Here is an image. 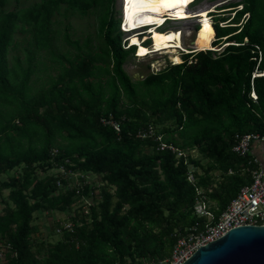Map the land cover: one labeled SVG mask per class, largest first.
Segmentation results:
<instances>
[{
  "label": "trees",
  "instance_id": "16d2710c",
  "mask_svg": "<svg viewBox=\"0 0 264 264\" xmlns=\"http://www.w3.org/2000/svg\"><path fill=\"white\" fill-rule=\"evenodd\" d=\"M239 4L244 10L236 21L250 13L242 27L217 23L215 30L211 19L218 41L230 36L228 42L239 45H229L217 57L211 50L200 51L192 63L188 54L183 64L133 79L123 64L136 46L124 47L115 0H36L29 5L0 0V174L21 167L20 174L0 180L5 264H145L169 259L178 239L193 227L203 230L218 222L251 182L242 165L249 158L232 149L235 134H264V77L253 80L258 102L250 98L256 46L264 68V0L223 8ZM62 7L66 17L89 15L95 8L100 42L94 43L91 34L83 42L73 39L70 23L55 19ZM67 45L75 52L59 47ZM110 115L121 121L120 132L102 123ZM166 122L175 126L157 128L163 140L183 151L197 147L208 159L205 165L189 154L178 157L171 148L158 149L155 138L138 136L151 124ZM54 148L59 149L55 158ZM60 163L102 175L98 197L87 175L76 183L52 173ZM191 165L203 170L194 174L206 188L212 220L195 213ZM39 168L50 172L39 177ZM4 189H9L7 198ZM91 196L89 212L81 205L70 217L72 229L59 222L57 242H38L35 212L71 211Z\"/></svg>",
  "mask_w": 264,
  "mask_h": 264
},
{
  "label": "rangeland",
  "instance_id": "374dc122",
  "mask_svg": "<svg viewBox=\"0 0 264 264\" xmlns=\"http://www.w3.org/2000/svg\"><path fill=\"white\" fill-rule=\"evenodd\" d=\"M36 0H23V3H25L26 5H29L30 3L34 2ZM241 0H197V2L194 5H189L188 2L185 3V1L183 0V8L185 10H187L189 13H196L198 10H202V9H212L208 12H206V14L204 16L201 17H195V18H188L185 20H180V21H169L168 23L165 21L162 23H165L164 26H162V28L160 27V31L166 32L170 29L173 28H181L183 31V43L185 46H187L190 49L193 50H206V49H212L213 48V40L216 37V32L214 31V28L212 26L211 23V16L209 15L211 12H217L216 8L228 5V4H235V3H239ZM123 0H115V10H116V17L118 19H120L122 21L123 18ZM218 6V7H217ZM14 8V3H12L9 6V9H13ZM62 11L60 13H58L55 17L56 20H63V22L70 23V34L71 37L73 39H79L81 42H83L86 38V36L90 35L94 39V43H99L100 42V34L98 33V29H99V19H98V13L95 11V8L92 9L91 13L89 15H84V16H80L79 14H70L69 17H66L64 15L65 12V7H62L61 9ZM167 16L170 14L169 12L165 11L164 15ZM216 14V16H222V17H228L230 14L229 12H223V13H214ZM170 16V15H169ZM215 18V17H214ZM124 20V19H123ZM242 20V18H241ZM240 20V21H241ZM125 22V21H124ZM124 22H120L121 23V30L123 31L122 34V40H123V44L125 48H130V44H131V37L134 36V33H130L126 31V26ZM144 26H148V25H144ZM142 26V27H144ZM141 27V28H142ZM134 31V30H133ZM143 31V30H142ZM142 31H138L142 32ZM212 37H209V36ZM18 36H22L20 33L18 34ZM139 37V36H138ZM148 38V37H146ZM141 39V38H140ZM215 41V40H214ZM217 46H219L220 51L213 53L214 57L220 56V54L222 53V47L224 44V40L222 39V41H216ZM150 41H148L146 43V45H150ZM193 45V47H192ZM204 45H208L209 47H202ZM60 49H71V51L75 52V49L73 47H71L70 45H67L65 47L63 46H59ZM189 49V50H190ZM188 50V51H189ZM138 55V54H137ZM195 60V59H194ZM172 59H171V55L169 54H154L151 56H147L144 59L136 56L135 51L131 52L128 54L127 59L125 61V63L123 64L124 69L126 70V72L133 78V79H144L149 73H154L155 72V67H163L162 65H164L165 67L172 65ZM56 73V72H55ZM44 109L42 108L41 111H43ZM164 126H172V128L175 126V124L173 123H164V124H159V126H157V128H163ZM256 141L253 142L252 148H251V152L253 151L254 148V144ZM55 149V153L58 152V148H54ZM147 151H151L152 147L147 146L146 147ZM184 152L186 153V155H191L193 158H195V160H199L201 162V164L205 165L208 161L207 158H205L201 152L198 150L197 147H188L184 149ZM193 170H197L199 173H202L203 170L200 167H196L194 165L190 166ZM20 168L21 167H17L11 171H9L8 173H3L0 174V180H8L10 175H18L20 174ZM78 171V170H76ZM75 171V172H76ZM50 172V171H49ZM47 171V173H49ZM57 169L54 168L52 170V173H56ZM47 173H45L41 168L38 169V175L39 177H44L47 175ZM79 175H82V171L76 172ZM219 172H216V174H218ZM76 174V175H77ZM85 175H87V179L90 182H93L94 184H96L97 186V197L99 195L100 192V186L103 185L102 182V175L94 173V172H85L83 173ZM75 178V176H73ZM76 183H79L78 181H76V179L74 180ZM9 193V189H4L3 190V195L5 196V198H7ZM90 199H93V197H88ZM83 205L84 206V211L88 212V208L86 207V203L83 201L77 202L75 204H73V208L71 211H59V210H55L51 213L48 212H44V211H37L34 213V221L33 224L37 225L39 227V230L37 233H35V237L37 238L38 242L40 241H50V242H57L60 238H61V232H59V226L57 225L59 222H63L68 224L70 221V217L73 216L75 214V211L79 209V207ZM4 203L2 200V196L0 195V213H2V210L4 208ZM73 214V215H72ZM0 255L2 256L1 258V264H5V258H4V250L1 251Z\"/></svg>",
  "mask_w": 264,
  "mask_h": 264
},
{
  "label": "built area",
  "instance_id": "2783aa9c",
  "mask_svg": "<svg viewBox=\"0 0 264 264\" xmlns=\"http://www.w3.org/2000/svg\"><path fill=\"white\" fill-rule=\"evenodd\" d=\"M242 7L243 5L239 6V8ZM211 18L213 19V24H215L216 20L213 16H211ZM249 18L250 13H245L242 17L241 23H245ZM229 23V20L221 21L220 25L226 27ZM256 50L258 51V55H256L254 59L258 60V65L252 73V89L250 92V98L253 102H258L259 99L253 80L256 77H264V68L261 69L259 67L262 61L263 53L259 46H256ZM191 62L192 60L189 61V63ZM172 63L175 64L176 62L172 60ZM162 66L163 67L161 68L155 67L154 73H158L165 68L164 65ZM101 121L105 125L112 126L116 131H121V121L113 118L112 115L109 117L104 116ZM138 136L141 138H155L159 141L158 149L163 150L171 148L177 153L178 157H187L186 153L182 149L167 144L166 141L163 140L162 134L158 133L157 127L153 124H151L147 130H140L138 132ZM254 141H264V134L258 132L235 134V142L232 149L239 156L247 159L249 158L247 164L245 165V170L250 175L251 182L241 187L236 197L233 198L226 210L222 213L218 222L214 225L206 224V227L203 230H198L197 227H193L190 229V232L178 239L173 248L172 256L169 259L146 260L145 264H182L187 258L194 254L198 248L221 238L233 228L244 225H264V169L261 167L258 159L249 157L251 145ZM58 154L59 151L55 153V149H53V157L55 158ZM66 162H69V160H66ZM55 168L58 173L63 174L65 177L70 176L71 178H74L73 176H75L74 180L76 179L79 183L80 177H84L83 173L82 175H79L76 173L79 171L68 169L63 163H60V165H57ZM233 173L234 170L230 169L229 174ZM188 179L195 185L196 188L195 213L199 217L206 216L209 220H212L214 215L210 210V201L208 194L206 193V188L197 184V177L195 176L192 168L190 169ZM61 184L62 181L59 180L58 185L60 186ZM83 200L86 203V207L89 212L90 205L93 204V199L84 197ZM63 225L65 228L69 229H72L73 227L72 222H69L68 224L63 223ZM58 230L61 232L62 229L59 227Z\"/></svg>",
  "mask_w": 264,
  "mask_h": 264
},
{
  "label": "bare ground",
  "instance_id": "6f19581e",
  "mask_svg": "<svg viewBox=\"0 0 264 264\" xmlns=\"http://www.w3.org/2000/svg\"><path fill=\"white\" fill-rule=\"evenodd\" d=\"M189 1V0H188ZM183 0H123V19L127 32L134 33L131 43L137 44V56L144 59L154 54H169L174 62H180L182 57L180 51L189 50L183 43V31L181 28H173L166 32L160 31V27L168 21L164 12H169L168 18L171 21H180L188 18L201 17L209 8L198 10L196 13H189L183 8ZM165 23H162L164 22ZM146 26L152 35L151 45H145L138 37L137 31L143 30ZM144 26V27H142ZM142 27V28H141ZM134 30V31H133ZM147 32V33H148ZM209 37H212L211 35ZM193 47V45H192ZM202 47H209L204 45Z\"/></svg>",
  "mask_w": 264,
  "mask_h": 264
},
{
  "label": "water",
  "instance_id": "95a60500",
  "mask_svg": "<svg viewBox=\"0 0 264 264\" xmlns=\"http://www.w3.org/2000/svg\"><path fill=\"white\" fill-rule=\"evenodd\" d=\"M182 264H264V225L233 228L198 248Z\"/></svg>",
  "mask_w": 264,
  "mask_h": 264
},
{
  "label": "clouds",
  "instance_id": "9594fccd",
  "mask_svg": "<svg viewBox=\"0 0 264 264\" xmlns=\"http://www.w3.org/2000/svg\"><path fill=\"white\" fill-rule=\"evenodd\" d=\"M236 4V3H235ZM240 5H243V4H239V5H237V6H235V7H231V8H223L224 6H222V7H219V8H216L217 10V12H211L210 13V16H213V17H215L214 19L216 20V23L214 24V28H215V30H216V24L217 23H219V26H221L220 25V22L221 21H228L229 20V25L228 26H226V27H230V26H240V27H242L243 26V24L241 23V18L243 17V15L245 14H243L241 17H240V19H239V21H236V17H237V12H241V11H243L244 10V5H243V7L242 8H239V6ZM218 7V6H217ZM223 12H229V16H228V19L227 20H218V16H216V14H214V13H217V14H219V13H223ZM234 14V15H233ZM233 15V16H232ZM226 17V16H225ZM166 18H167V23L169 22V21H171V19H169L168 18V16H166ZM125 20H123V18H122V21H121V23L122 22H124ZM121 23H120V25H121ZM221 27H223V26H221ZM162 28V27H161ZM224 28V27H223ZM136 29H139V28H135L134 30L136 31V32H138ZM150 29L149 28H147L146 26L143 28V31L142 30H139V31H142V32H139V38H141V42L142 43H144L145 45H146V43L148 42V41H150L151 43H152V35H150V33L148 32ZM126 31H127V29H126ZM148 32V33H147ZM239 32V31H238ZM146 37H148V38H146ZM230 36H226V38H222L223 40H224V44H223V47H222V51L221 52H223L224 51V49L226 48V47H228L229 45H231V44H235V45H239V43H237V42H228V38H229ZM217 39H218V35H217V32H216V37H215V41L213 40V48L212 49H206V50H193V49H190L189 51L188 50H185V51H180L179 53H180V55H181V57H182V60L180 61V62H176L175 64H172V65H178V64H183L184 62H185V56L186 55H188V54H190V55H192L190 58H189V61L190 60H192V62H193V60H194V54H196V53H198V52H200V51H212L213 53H215V52H218V51H220L219 49H217V48H220L219 46H217V44H216V41H217ZM151 43H150V45H151ZM132 46H136V49H135V53H136V56H137V48H138V46H137V44H130V46L129 47H132ZM218 50V51H217ZM191 62V63H192ZM166 68V67H165ZM164 68V69H165ZM163 70V69H162Z\"/></svg>",
  "mask_w": 264,
  "mask_h": 264
},
{
  "label": "crops",
  "instance_id": "0c3cea01",
  "mask_svg": "<svg viewBox=\"0 0 264 264\" xmlns=\"http://www.w3.org/2000/svg\"><path fill=\"white\" fill-rule=\"evenodd\" d=\"M253 145V143H252ZM251 145V148H252ZM249 157H253L259 160L261 167L264 169V141H256L254 144V148L253 151L251 152L250 149V155ZM242 165L244 166V171L245 170V162L242 163Z\"/></svg>",
  "mask_w": 264,
  "mask_h": 264
}]
</instances>
